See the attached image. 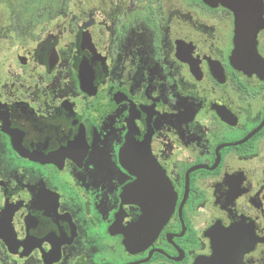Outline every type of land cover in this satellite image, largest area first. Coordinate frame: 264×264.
Here are the masks:
<instances>
[{
  "label": "flooded vegetation",
  "instance_id": "flooded-vegetation-1",
  "mask_svg": "<svg viewBox=\"0 0 264 264\" xmlns=\"http://www.w3.org/2000/svg\"><path fill=\"white\" fill-rule=\"evenodd\" d=\"M97 1L0 12V264H264V71L233 13Z\"/></svg>",
  "mask_w": 264,
  "mask_h": 264
},
{
  "label": "water",
  "instance_id": "water-1",
  "mask_svg": "<svg viewBox=\"0 0 264 264\" xmlns=\"http://www.w3.org/2000/svg\"><path fill=\"white\" fill-rule=\"evenodd\" d=\"M206 4H221L235 17L234 61L241 57V67L246 73L264 71V61L257 53L255 38L264 27L263 2L260 0H203ZM231 59V60H232ZM232 60V61H233ZM195 264H244L242 259L218 249L209 258L198 259Z\"/></svg>",
  "mask_w": 264,
  "mask_h": 264
},
{
  "label": "rangeland",
  "instance_id": "rangeland-1",
  "mask_svg": "<svg viewBox=\"0 0 264 264\" xmlns=\"http://www.w3.org/2000/svg\"><path fill=\"white\" fill-rule=\"evenodd\" d=\"M97 0H0V12L12 14H50L60 12L61 7L68 13H79L92 8ZM63 3V6L60 5Z\"/></svg>",
  "mask_w": 264,
  "mask_h": 264
}]
</instances>
